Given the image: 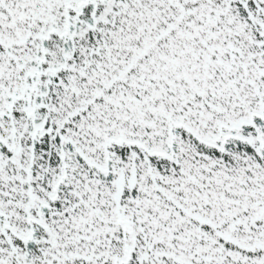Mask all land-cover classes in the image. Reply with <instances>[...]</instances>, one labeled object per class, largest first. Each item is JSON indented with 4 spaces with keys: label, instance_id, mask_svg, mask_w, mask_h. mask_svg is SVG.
Returning <instances> with one entry per match:
<instances>
[{
    "label": "snow or ice",
    "instance_id": "snow-or-ice-1",
    "mask_svg": "<svg viewBox=\"0 0 264 264\" xmlns=\"http://www.w3.org/2000/svg\"><path fill=\"white\" fill-rule=\"evenodd\" d=\"M0 264H264V0H0Z\"/></svg>",
    "mask_w": 264,
    "mask_h": 264
}]
</instances>
